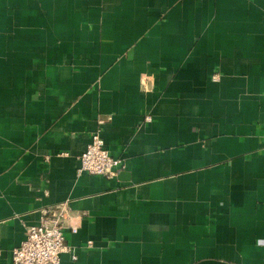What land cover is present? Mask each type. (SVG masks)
Listing matches in <instances>:
<instances>
[{
	"label": "crops",
	"instance_id": "1",
	"mask_svg": "<svg viewBox=\"0 0 264 264\" xmlns=\"http://www.w3.org/2000/svg\"><path fill=\"white\" fill-rule=\"evenodd\" d=\"M65 201L59 264H264V0H0V264Z\"/></svg>",
	"mask_w": 264,
	"mask_h": 264
},
{
	"label": "built area",
	"instance_id": "2",
	"mask_svg": "<svg viewBox=\"0 0 264 264\" xmlns=\"http://www.w3.org/2000/svg\"><path fill=\"white\" fill-rule=\"evenodd\" d=\"M100 133L98 127L91 134L90 141L78 156L80 164L77 171L111 179L122 168V160L110 155ZM69 219L70 206L67 201L42 208L38 222L26 227L24 240L12 249V263L59 264L60 255L67 252L72 253L75 259L73 249L66 243L63 234L66 227L76 232V226L68 224Z\"/></svg>",
	"mask_w": 264,
	"mask_h": 264
}]
</instances>
